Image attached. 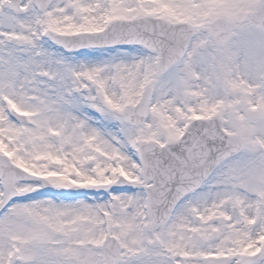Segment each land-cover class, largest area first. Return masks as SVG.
<instances>
[{
    "label": "snow or ice",
    "instance_id": "6c2138e0",
    "mask_svg": "<svg viewBox=\"0 0 264 264\" xmlns=\"http://www.w3.org/2000/svg\"><path fill=\"white\" fill-rule=\"evenodd\" d=\"M0 264H264V0H0Z\"/></svg>",
    "mask_w": 264,
    "mask_h": 264
}]
</instances>
